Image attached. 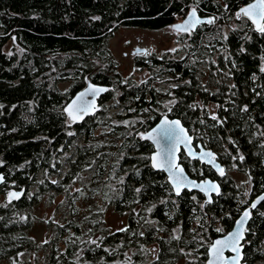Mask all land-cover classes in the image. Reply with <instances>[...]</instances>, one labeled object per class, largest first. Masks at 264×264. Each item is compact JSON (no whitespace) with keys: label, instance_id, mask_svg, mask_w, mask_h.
Returning a JSON list of instances; mask_svg holds the SVG:
<instances>
[{"label":"trees","instance_id":"1","mask_svg":"<svg viewBox=\"0 0 264 264\" xmlns=\"http://www.w3.org/2000/svg\"><path fill=\"white\" fill-rule=\"evenodd\" d=\"M250 1L0 0V196L25 190L0 201V264H30L39 250L43 262L33 264H204L213 236L264 190V34L236 16ZM192 7L214 22L177 32L166 52L146 47L134 60L146 74L125 78L109 49L113 31L163 29ZM88 78L108 90L95 119L74 129L64 107ZM163 114L181 119L225 168L221 176L180 153L192 177L220 182L206 209L203 193L176 195L149 163L154 146L139 132ZM55 195L65 215L42 219L54 231L42 241L29 232L33 205ZM108 208L126 217L119 230L109 228ZM261 213L264 202L246 227L245 264H264Z\"/></svg>","mask_w":264,"mask_h":264},{"label":"snow or ice","instance_id":"2","mask_svg":"<svg viewBox=\"0 0 264 264\" xmlns=\"http://www.w3.org/2000/svg\"><path fill=\"white\" fill-rule=\"evenodd\" d=\"M237 18L247 17L256 25V30L264 34V24L259 23V21H264V0H256L255 3L248 5L247 7L241 8L240 11L236 14ZM96 19H99L97 17ZM213 19L207 21H202L197 18L196 10L193 9L189 15L188 20L185 21L183 25L176 26L177 30L188 31L190 28H194L196 24L208 23L212 24ZM11 55V53H9ZM264 72V68L261 69ZM105 91V89H89L87 94L93 95L94 97L99 94V92ZM85 94L82 93L81 96L77 99H81ZM75 104V101L73 102ZM174 103V101L172 102ZM91 104L80 105L75 108L73 111L71 108L68 110L69 115L75 119H82L84 115L88 113ZM2 107V105H0ZM244 110H247L245 106ZM212 119H217L213 116ZM153 133L155 134L153 136ZM72 135V133H69ZM143 139H153V142L158 145V151L150 159L152 161V167L168 172L169 180L172 183L173 188L175 189V194L180 195L181 190L189 187L199 188L201 191H204L206 194L210 192H217L218 187L212 184L210 181H205L201 184H197L195 181H189L184 174V169L177 163L178 157L176 156L179 146L184 144L186 147L191 143L190 137L187 136L185 129L181 126L180 121H169L165 118L161 124L153 130V132L148 133L147 135H142ZM189 155H193L191 149H189ZM211 157V159H208ZM202 160L208 159L209 163H212L215 157L212 153H202ZM243 160V156L240 157ZM217 170L220 175L223 176L224 170L217 166ZM4 177L0 175V182H2ZM139 191V190H137ZM10 196H15L18 198L19 194L10 193ZM195 199V197H193ZM261 201H264V197H260L259 200L251 204V209H255L257 204ZM210 202V201H208ZM264 215V213H261ZM250 217V211L246 210L240 220L237 221L238 230L229 233L225 238L215 241L209 248L208 254L210 259L208 264H240L242 259V245L241 241L244 239L243 231L244 224L247 222ZM225 250H229L234 253L230 257H224L223 253Z\"/></svg>","mask_w":264,"mask_h":264},{"label":"rangeland","instance_id":"3","mask_svg":"<svg viewBox=\"0 0 264 264\" xmlns=\"http://www.w3.org/2000/svg\"><path fill=\"white\" fill-rule=\"evenodd\" d=\"M176 35V31L172 29L171 26L158 30L120 26L115 29L112 36L109 37L108 45L110 47L109 49L112 50L116 61L118 62V70L121 72V74L125 78L131 77L136 81H140L146 74V71L135 65V57L132 56L131 50L134 49V47L140 45L147 47L149 52H166L168 50L174 49L173 46L175 45ZM61 87L63 89L69 88V84L62 83ZM100 106L101 105L99 102V108ZM107 106V112L108 110H112V112H114L116 103L107 102ZM70 154V152H68V154L65 152L62 153L61 160L65 162ZM231 174L239 183L247 181L245 174L236 171H231ZM58 176L59 175L57 174L52 175V179H55ZM5 193L0 196V201L6 199L7 195ZM62 200V195H55L51 203L46 197L42 201H39L33 205L32 211L36 216V221L32 225L31 231H29L31 235L36 236L42 241L49 240L54 235L53 229L49 228L42 219H51L53 221L62 220V217L65 215L64 205L61 204ZM104 216L111 230H119L126 224V217L124 215H119V213L112 210V208H108L106 215ZM44 256V250L35 252L32 251V253L30 252L27 255V257L32 260L30 264L42 263Z\"/></svg>","mask_w":264,"mask_h":264},{"label":"water","instance_id":"4","mask_svg":"<svg viewBox=\"0 0 264 264\" xmlns=\"http://www.w3.org/2000/svg\"><path fill=\"white\" fill-rule=\"evenodd\" d=\"M255 2H256V0H252V1H250V2H248V3H246V4H244V6H243L242 8L247 7L248 5L253 4V3H255ZM193 9L196 10V14H197V18H198V19H200V20H202V21H207V20L211 19V18L208 17V16L200 15L199 12H198V10L196 9V7H192L182 19H180L179 21H177V22H175V23H173V24L171 25L172 29H174L176 32H181V33H183V32L189 33V32H191V31L195 30L196 27H197L198 25H200L201 23H200V24H196L194 28H190L188 31L177 30V28H176V26L183 25V24L185 23V21L188 20L189 15H190V13L192 12ZM239 11H240V10H238V12H239ZM238 12H237V13H238ZM242 18H246L248 21H250V22L252 23V21L249 20L247 17H242ZM259 23L264 24V21H259ZM252 26H254V27H255V30H256V25L252 23ZM146 51H147V48H146L145 46H140V45H138V46L134 47V49L131 50V53H132V54L145 53ZM90 88H92V89H105V91L99 92V94L96 95V96L94 97L93 95H89V94H87V93L89 92V89H90ZM107 90H108V86H106V85H102V86H101V84H97V83L91 81V80L88 78V80H87V84H86L83 88H81V90H79L78 92H76V93L74 94V96H72V98H71L69 101H67V104H66V106H65V112L67 113L66 115H68L69 119H70L72 122H79V121H82V120H83L84 118H86L87 116H89V115H91V114L97 112L98 109H99V101H98V100L102 97V95H103ZM82 93H84L85 95H84L81 99L78 100L77 97L81 96ZM74 101H75V104L73 103ZM88 104H91L92 106L89 108L88 113H87L86 115H84L82 119H75V120H74V119L69 115V111H68V110H69L70 108H71L73 111H75V108H76L77 106H80V105H88ZM165 118H167L169 121H176V120L180 121V124H181V126L185 129V131H186V133H187V136L190 137V139H191V143H190L189 145H187V147H186L184 144H181V145L179 146V150H178L177 153H176V156L178 157L177 163H178V164L184 169V174H185V176L188 178V180H189V181H195L197 184H201V183H203V182H205V181H210L212 184H214V185H216V186L218 187V190H219L218 193L215 192V191H213V192H210V193H207V194H206L204 191H201L199 188H196V187H189V188H184V189L181 190V193H182L183 190L195 191V189H196V191H199V192L203 193V194L205 195L204 202H203V207H204V209H206V206H207V204H208V201H211V200H212L211 197H212L213 195H218V194L221 192V185H220V182H219L218 179H212V178H210V177L203 178V179H197V178L192 177L190 174H188V171L186 170L184 164L180 161V159H181V157H180V153H181V151H184L185 155H186L188 158H190V159H192V160L197 159V160H199V161H201V162H203V163H206V164L210 165V166L216 171L215 173H218V175H220V173H219V171L217 170V166H219V168H222L224 171H225V168H224L223 164H222L219 160H217L216 153H215V151H214L213 149H211V148H206L205 146H203V144H202L201 142H197V143L195 144V137H194V135L191 134V132L189 131L188 127L185 126V125L182 123V120L179 119L178 117H170V116L167 115V114H163V115L160 117V119H159L156 123H154V125H153L150 129H148V130L142 132V133L140 134V136L142 137V135H147L148 133L153 132V130L156 129V128L161 124V122H162ZM154 135H155V134L153 133V136H154ZM145 140H148V141L151 142L152 145L154 146L153 151L150 153V158H151V157H152L153 155H155V154L157 153V151L159 150V149H158V145H157L156 143L153 142V139H145ZM189 149H191V151H192V153H193V155H191V156L189 155ZM209 152L212 153L213 156L215 157V159L213 160L212 163H209V162H208V159H211V157H209L208 159H205V160H202V159L200 158L202 153H209ZM149 163H151V166H152V161H151V159H150V162H149ZM154 169H155V170H160V169H156V168H154ZM161 171H163V170H161ZM164 172L166 173L165 175L167 176V180H168L169 184H171V187L173 188L172 183H171V181L169 180V174H168V172H166V171H164ZM224 173H225V172H224ZM0 175H2V176L4 177L3 180H5L4 173H3V172H0ZM2 183H3V181L0 182V185H1ZM173 191L175 192V189H174V188H173ZM24 192H25L24 188H22V189L10 188V189L7 190V192H6L5 194L7 195L8 200H15V199H20V198L23 196V193H24ZM10 193L19 194V195H18V198L15 197V196H10V195H9ZM181 193H180V194H181ZM260 197H264V190H262L260 193H257L255 196H253V197L251 198L249 204H248L244 209H242V212H241L240 215L235 219V221H234L232 227H231L226 233H224V234H220V235H216V236H213V239H212V241H211V244L208 246V249H206V250H207V258H206V261L204 262V264H208V260L210 259L209 254H208V250H209L210 246H211L215 241H217V240H221V239L225 238L229 233L238 230L237 221L240 220V218L243 216L244 212H245L246 210H248V211H250V217L248 218L247 222L244 224L243 236L245 235V231H246V227H247V225H248V221H250V219H251V215H252V212H253V210H254V209H251L250 206H251V204H252L253 202H256L257 200H259ZM263 202H264V201H261L259 204H257V207H258L260 204H262ZM257 207H256V208H257ZM256 208H255V209H256ZM244 238H245V236H244ZM243 241H244V239L241 241V245H242V253H241V255H242V259L240 260V264H245L244 261H242L243 258H244V253H243V250H244V248H243V247H244V243H243ZM232 255H234V253L231 252V251H229V250H225L224 253H223V256H224V257H230V256H232Z\"/></svg>","mask_w":264,"mask_h":264},{"label":"flooded vegetation","instance_id":"5","mask_svg":"<svg viewBox=\"0 0 264 264\" xmlns=\"http://www.w3.org/2000/svg\"><path fill=\"white\" fill-rule=\"evenodd\" d=\"M149 50V49H148ZM147 52H149V51H147ZM142 53H137V54H134V55H132L133 57H136V56H139V55H141ZM87 80L88 79H86L85 80V82H83V84H82V86L80 87V88H77V90L75 91V93L76 92H78L79 90H81V88H83L86 84H87ZM66 83H70V82H66ZM74 93V94H75ZM74 94L72 95V96H74ZM72 98V97H71ZM70 98V99H71ZM69 99V100H70ZM68 100V101H69ZM67 102V101H66ZM67 104V103H66ZM66 104H65V106H66ZM64 110H65V107H64ZM66 113V112H65ZM67 114V113H66ZM65 114V115H66ZM66 118L68 119V121H69V123L73 126L72 128H74V127H79V126H82V125H84V124H86L87 122H90L91 120L93 121L94 119H95V114L93 113V114H91V115H89V116H87L86 118H84L82 121H79V122H72L70 119H69V117H68V115H66ZM75 129V128H74ZM77 129V128H76ZM79 130V129H78ZM142 132H144V131H141V132H139V134H141ZM79 133L80 132H78L77 133V135H78V137H79ZM196 144V143H195Z\"/></svg>","mask_w":264,"mask_h":264},{"label":"bare ground","instance_id":"6","mask_svg":"<svg viewBox=\"0 0 264 264\" xmlns=\"http://www.w3.org/2000/svg\"><path fill=\"white\" fill-rule=\"evenodd\" d=\"M177 33V32H176Z\"/></svg>","mask_w":264,"mask_h":264}]
</instances>
